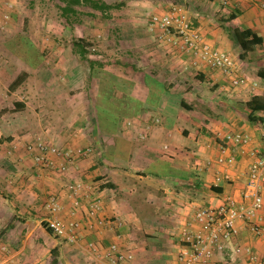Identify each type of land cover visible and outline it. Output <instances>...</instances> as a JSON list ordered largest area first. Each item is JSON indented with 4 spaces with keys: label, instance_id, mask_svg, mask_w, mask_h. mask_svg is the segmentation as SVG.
Returning <instances> with one entry per match:
<instances>
[{
    "label": "crops",
    "instance_id": "obj_1",
    "mask_svg": "<svg viewBox=\"0 0 264 264\" xmlns=\"http://www.w3.org/2000/svg\"><path fill=\"white\" fill-rule=\"evenodd\" d=\"M1 1L11 2L15 12L16 0ZM148 3L149 12L180 5L210 42L232 55L236 74L248 79L249 85L234 88L220 71L203 64L198 69L189 66L194 69L192 78L206 84L207 90L195 97L198 105L205 103V95L211 98L206 116L189 102L193 92L182 87L185 77L163 74L164 67H156L148 56L153 51L146 46H135L145 60L129 61L125 64L130 71L114 69L112 74L90 71L71 47L65 48L69 55L64 60L55 62L54 75H43L47 72L40 66L45 63L27 69V62L16 56L1 60L0 264H179V228L196 208L216 206L226 194L239 198L250 151L261 146L264 129V113L255 111L258 119L249 120L245 105L252 96L264 94V79L258 75L264 69V0H229L225 6L218 0H126L125 10L140 17ZM5 10L0 7V12ZM82 23L80 18L75 25L81 37ZM233 28L250 29L262 38L244 59L239 57ZM181 56L172 64L160 60L159 65H175L185 72L188 60ZM3 70L11 75L9 80ZM251 82L257 86L252 88ZM3 97L12 98L11 108L5 110ZM181 100L188 108L181 106ZM230 132L249 133L252 140L235 151V165L228 170L232 180L215 185V173L225 168L213 163L198 172L197 166L213 160L221 147L231 151L223 139ZM36 138L64 149L63 155L52 156L56 167L65 164L63 171L35 163L27 147ZM86 147L90 153L76 154V149ZM75 182L96 191L101 211L95 220L112 223L82 229L76 242H68L45 227L44 203L55 194L64 210L69 209L67 185ZM261 193L263 203L254 221H264V185ZM89 243L98 248L99 257ZM112 243L132 258L112 262L102 256ZM236 245L250 247L254 257L244 251L230 256L216 253L210 264H264V237L253 235L243 221L238 222L228 249Z\"/></svg>",
    "mask_w": 264,
    "mask_h": 264
},
{
    "label": "built area",
    "instance_id": "obj_2",
    "mask_svg": "<svg viewBox=\"0 0 264 264\" xmlns=\"http://www.w3.org/2000/svg\"><path fill=\"white\" fill-rule=\"evenodd\" d=\"M225 6L229 0H218ZM254 1V0H249ZM11 10L13 4L9 1L2 2L0 7ZM7 20L8 14H3ZM147 29L162 45L178 51L188 60L189 66L198 69L201 64L206 67L220 71L228 77L234 88H243L249 85L248 79L236 74V62L232 55L226 50L219 48L208 40L195 26L187 12L178 4L170 5L163 12H151L147 19ZM251 87L257 86L251 82ZM223 139L231 146V151L226 152V147H221L219 154L213 159H208L198 164V172H202L213 163L225 168L222 173L216 172L214 184L222 181L232 180L228 170L235 165V151L246 146L252 140V136L245 132H230L223 136ZM28 150L32 152L35 163L42 168L64 170V163L56 167L52 156L63 155L64 149L48 143L41 138H36L28 144ZM91 149L78 148L77 155H87ZM251 160L245 173V181L240 190L239 198L232 195H224L220 204L216 206H199L191 215L190 220L179 228V237L182 248L178 254L179 264H210L216 253H223L227 256L244 251L251 255L252 251L248 246H230L233 236L237 233V224L240 221L246 223L247 229L255 236L264 237V221H254L253 217L262 207V187L264 185V129L261 134V146L250 151ZM67 197L71 206L64 210L61 197L55 194L48 196L44 203L46 215L43 218L45 227L57 238H63L68 242H76L79 232L82 229L92 230L96 224L108 225L110 219L98 218L101 211V203L96 191L91 185L83 182H75L67 185ZM90 251L99 257V250L89 243ZM1 249L4 251L5 246ZM103 255L112 262L131 259V253H124L119 250L116 243L104 248ZM93 256V255H92Z\"/></svg>",
    "mask_w": 264,
    "mask_h": 264
},
{
    "label": "rangeland",
    "instance_id": "obj_3",
    "mask_svg": "<svg viewBox=\"0 0 264 264\" xmlns=\"http://www.w3.org/2000/svg\"><path fill=\"white\" fill-rule=\"evenodd\" d=\"M107 1L111 4H120V7L106 11L107 17L100 11H94L88 7H77L78 10L83 11L80 18L81 23L83 19L85 34L82 33L81 37V33H77L78 30L75 28L78 22L72 23L74 25L69 24L61 15L60 6L63 5L61 0H16L15 12L11 10L0 12V62L7 58L13 59L16 56L19 60L27 62V69H33L36 65L45 63L46 65L40 66L42 72H47L43 75L46 76L48 73L54 75L56 63H60L69 55L65 48L71 47L74 56L81 60L79 54L73 50L72 41L82 38L87 44L88 55L96 62L94 65L96 72L112 74L114 69L122 72L130 71L128 65L125 64L129 61L138 59L142 62L145 60V56H139L140 53H143H138L135 46H146L153 51L152 54L147 55L155 59L156 67H164L163 74L171 75L172 78L179 80L185 77L181 81L183 82L181 83L182 87L189 88L193 92V94L188 95L189 102H191L192 107L199 108L202 114L208 116L205 108L211 98L205 95V103L200 102L198 105V99L195 97L205 91L206 84H200L192 78L194 69L189 68L184 72L175 65H159L162 63L160 60L166 61L167 59L172 64L182 56L178 51L169 49V47L166 48L165 45L157 42L152 32L147 29L146 22L151 13L149 12L151 5L148 3L147 6L149 7L145 8L143 15L139 17L134 12L125 10L126 0ZM129 6L132 7L130 4ZM87 12L93 13L94 16ZM4 13L8 14L7 20L3 18ZM73 20L76 18L73 17L71 21ZM130 46L134 47L131 48ZM133 49L135 51H132ZM3 72L6 73L5 78L9 80L11 75L8 71L3 70ZM3 99L7 106L5 110L11 108L10 101L12 98L3 97ZM193 116L198 120L197 114Z\"/></svg>",
    "mask_w": 264,
    "mask_h": 264
},
{
    "label": "trees",
    "instance_id": "obj_4",
    "mask_svg": "<svg viewBox=\"0 0 264 264\" xmlns=\"http://www.w3.org/2000/svg\"><path fill=\"white\" fill-rule=\"evenodd\" d=\"M63 5L60 6L61 15L64 16L69 24L79 22L80 16L83 15V11L78 10L77 7H88L94 11H100L105 17H107L106 11L114 7H120V4L107 3L104 0H61ZM86 13V12H85ZM89 15L94 16L93 13L87 12ZM233 16V15H232ZM231 16V17H232ZM75 17L76 20L71 21ZM234 37L239 45L240 53L239 57L244 59L249 51L255 49L256 46L262 43V38L252 32L250 29L233 28ZM74 52L78 53L81 60H86L90 71L95 68V60L88 55L87 44L82 38L74 39L72 41ZM258 75L264 79V69L259 70ZM15 84V82H14ZM17 84V83H16ZM245 105L250 109L248 114L249 120L258 119L253 113L255 111H262L264 113V94L252 96ZM16 109L19 108L18 104H15ZM181 106L188 108L183 100H181ZM262 119V118H260ZM8 139V137H7Z\"/></svg>",
    "mask_w": 264,
    "mask_h": 264
}]
</instances>
